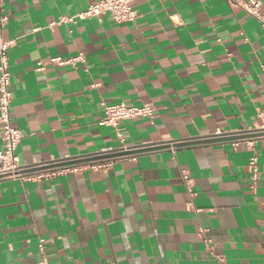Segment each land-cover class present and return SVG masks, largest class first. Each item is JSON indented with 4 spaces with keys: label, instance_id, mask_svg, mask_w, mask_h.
I'll return each mask as SVG.
<instances>
[{
    "label": "crops",
    "instance_id": "obj_1",
    "mask_svg": "<svg viewBox=\"0 0 264 264\" xmlns=\"http://www.w3.org/2000/svg\"><path fill=\"white\" fill-rule=\"evenodd\" d=\"M96 1L5 0L21 162L159 148L107 169L1 180L0 264H35L40 237L53 264H219L205 236L229 264H264V28L226 0H136L133 22L106 13L51 26ZM81 52L86 62H51ZM102 101L151 103L154 120H124L123 143L100 124ZM218 131L257 137L254 188L245 141L169 147Z\"/></svg>",
    "mask_w": 264,
    "mask_h": 264
},
{
    "label": "built area",
    "instance_id": "obj_2",
    "mask_svg": "<svg viewBox=\"0 0 264 264\" xmlns=\"http://www.w3.org/2000/svg\"><path fill=\"white\" fill-rule=\"evenodd\" d=\"M136 0H98L90 4L86 9L78 12L74 16L62 17L58 21L51 23V26L58 25L63 22H77L81 19L96 17L99 20L103 15L110 13L117 22L136 21L139 17V11L134 7ZM232 7L242 8L250 15L255 17L264 28V12L262 10V0H226ZM9 15L5 9V0H0V129L3 133V147L0 149V181L6 179L26 180H42L44 178H52L65 173H77L83 170H102L109 168L116 160L122 158H89L90 155L80 157H66L53 161L40 162L36 164H25L21 162L18 154V147L23 139L22 130L14 124L12 116V70L10 63V49L16 44L15 39H7L4 36V24L8 20ZM86 62V54L79 53L77 56L63 58L54 57L51 62L59 65H76L78 62ZM45 63L40 61L37 70H43ZM104 107V117L101 119V125H108L114 128L119 139L124 143L125 136L122 122L126 119L136 117H147L152 122L154 120L156 108L153 104L147 103L143 105L129 104L127 102L108 103L102 101ZM258 117L260 119L259 126L256 130L264 131V107L259 109ZM238 133H243L239 131ZM224 135L222 131L215 133ZM229 134V133H227ZM257 137H246L234 139L233 144L238 145L240 141H245L247 146L253 151L249 159V169L251 173V187L257 184L260 165L259 157L255 148ZM172 143V142H171ZM154 144V143H147ZM135 147H129L124 144L121 148H108L103 152L95 155H103L105 153H114L117 151H127ZM133 154L131 157H136ZM80 159H83L80 161ZM183 177L189 188H191V178L188 173L183 170ZM192 193V192H191ZM193 194V193H192ZM205 229H201L204 234ZM204 241L219 264H229L227 258L218 253L212 244V239L205 236ZM39 260L35 264H53L47 253V238L40 237L38 241ZM104 264H118L115 261H106Z\"/></svg>",
    "mask_w": 264,
    "mask_h": 264
},
{
    "label": "water",
    "instance_id": "obj_3",
    "mask_svg": "<svg viewBox=\"0 0 264 264\" xmlns=\"http://www.w3.org/2000/svg\"><path fill=\"white\" fill-rule=\"evenodd\" d=\"M245 134V133H244ZM248 137L247 135H243L242 133L238 132H231L229 134L225 133L224 135H217V134H212L208 135L207 137H193L192 139H186V140H181V141H174V143L169 145L171 146H178V145H188V144H193V143H215V142H222V141H229V140H234V139H239V138H246ZM152 144H143L139 149L136 150H127V151H117L114 153H105L103 155H95L96 153H100L103 151H99L96 153H91L89 158H119V157H129L132 156L133 154H138L141 152H146L150 150H156L159 148V146H151ZM163 147V146H162ZM83 159H80L82 161Z\"/></svg>",
    "mask_w": 264,
    "mask_h": 264
}]
</instances>
